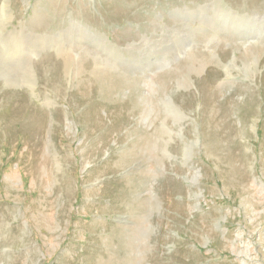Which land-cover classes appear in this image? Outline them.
Returning a JSON list of instances; mask_svg holds the SVG:
<instances>
[{"label": "rangeland", "instance_id": "1", "mask_svg": "<svg viewBox=\"0 0 264 264\" xmlns=\"http://www.w3.org/2000/svg\"><path fill=\"white\" fill-rule=\"evenodd\" d=\"M0 264H264V0H0Z\"/></svg>", "mask_w": 264, "mask_h": 264}]
</instances>
